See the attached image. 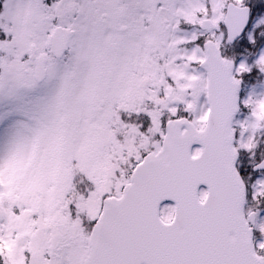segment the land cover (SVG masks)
<instances>
[{
    "label": "snow or ice",
    "instance_id": "snow-or-ice-1",
    "mask_svg": "<svg viewBox=\"0 0 264 264\" xmlns=\"http://www.w3.org/2000/svg\"><path fill=\"white\" fill-rule=\"evenodd\" d=\"M0 264H264V0H0Z\"/></svg>",
    "mask_w": 264,
    "mask_h": 264
}]
</instances>
